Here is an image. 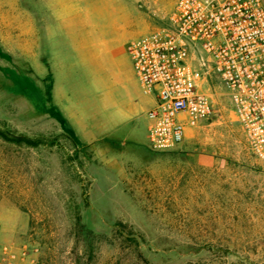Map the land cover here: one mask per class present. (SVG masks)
<instances>
[{
    "label": "rangeland",
    "instance_id": "obj_1",
    "mask_svg": "<svg viewBox=\"0 0 264 264\" xmlns=\"http://www.w3.org/2000/svg\"><path fill=\"white\" fill-rule=\"evenodd\" d=\"M47 1L0 0V130L37 141L0 136V264H264V163L219 81L216 114L172 148L149 146L143 116L137 141L127 127L96 132L105 108L148 95L126 47L175 0H134L137 19L122 1L101 5L97 40L67 78ZM6 66L34 79L42 105L13 89Z\"/></svg>",
    "mask_w": 264,
    "mask_h": 264
},
{
    "label": "built area",
    "instance_id": "obj_2",
    "mask_svg": "<svg viewBox=\"0 0 264 264\" xmlns=\"http://www.w3.org/2000/svg\"><path fill=\"white\" fill-rule=\"evenodd\" d=\"M141 88L149 146L165 150L212 118L219 81L251 153L264 163V0H175L166 23L126 47Z\"/></svg>",
    "mask_w": 264,
    "mask_h": 264
},
{
    "label": "crops",
    "instance_id": "obj_3",
    "mask_svg": "<svg viewBox=\"0 0 264 264\" xmlns=\"http://www.w3.org/2000/svg\"><path fill=\"white\" fill-rule=\"evenodd\" d=\"M111 1L112 2L122 1V4H125L127 7H131L132 10L136 12L134 0H48L47 1L48 14L50 20L49 27L47 30L48 37L51 39V41L55 42L56 44L55 50H58L63 54L64 57L63 68L65 70L66 78L69 76L70 68L73 67V62H74L72 61L73 54L74 53L77 54L78 52H82V50H84L85 48L89 46H93L96 42L95 40H97V36L99 33L98 30L95 29V26L99 18H97L94 15L95 11H97L101 7V5H106ZM133 15H134L133 18L137 19V12L133 13ZM77 57L80 63L84 62L85 60L84 56L82 57L77 54ZM143 92L148 95L144 96L142 100V105L135 109H130L127 112L123 111L121 112V114L120 113L114 114L108 108H105L106 121L105 123L102 120H98L96 121V123L94 122L96 132L102 135V133L105 132H101V130L107 129L106 125L108 124H110L112 128H110V130L109 129L105 130L108 131L106 132V134L111 133L110 131L119 132L121 127H127L126 128L127 134L130 135L138 134L135 135L136 136L135 141H137L139 138V128L141 127L140 116H143L145 118L146 130H147L146 111L150 109L155 102V95L153 93H148L145 92L144 90ZM100 101H102V99ZM102 104L104 106L106 105L104 102ZM97 113H99V111ZM126 137L127 136H124L122 137V139L127 140Z\"/></svg>",
    "mask_w": 264,
    "mask_h": 264
},
{
    "label": "trees",
    "instance_id": "obj_4",
    "mask_svg": "<svg viewBox=\"0 0 264 264\" xmlns=\"http://www.w3.org/2000/svg\"><path fill=\"white\" fill-rule=\"evenodd\" d=\"M0 57L9 59L8 54L3 51L0 45ZM3 72L9 77L12 81V87L16 92H20L26 97H28L32 102L37 103L38 105L43 104V96L34 79L24 73L17 71L14 67L6 66L2 68ZM0 136L8 141H14L17 143L24 142L28 144L37 143V141L27 138L22 134H9L7 131L0 130Z\"/></svg>",
    "mask_w": 264,
    "mask_h": 264
}]
</instances>
